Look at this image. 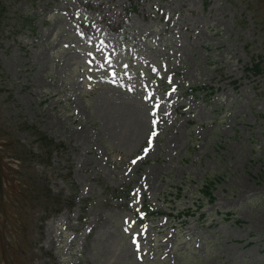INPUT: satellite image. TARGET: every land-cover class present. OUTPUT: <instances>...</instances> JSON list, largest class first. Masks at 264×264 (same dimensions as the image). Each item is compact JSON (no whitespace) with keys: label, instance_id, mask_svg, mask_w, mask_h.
Here are the masks:
<instances>
[{"label":"rangeland","instance_id":"obj_1","mask_svg":"<svg viewBox=\"0 0 264 264\" xmlns=\"http://www.w3.org/2000/svg\"><path fill=\"white\" fill-rule=\"evenodd\" d=\"M3 1L0 150L35 124L63 143L35 175L75 196L32 264H264V0Z\"/></svg>","mask_w":264,"mask_h":264},{"label":"trees","instance_id":"obj_2","mask_svg":"<svg viewBox=\"0 0 264 264\" xmlns=\"http://www.w3.org/2000/svg\"><path fill=\"white\" fill-rule=\"evenodd\" d=\"M5 5L4 1L0 0V29H4L2 24L5 20L6 23L10 20L5 16ZM128 10H135L133 0H130ZM23 25L24 23H21L20 27ZM263 68L264 61L253 60L248 69L259 73ZM190 89L196 90L199 87L192 86ZM1 128L0 130H3ZM18 128L31 131L36 146H29L32 144L30 142L24 144L17 140L14 144L5 140L3 146L13 151L12 158H5L0 150V264H32L31 253L26 255L28 246L23 244L24 240L29 241L30 233L32 234L36 227H41V222L47 217L63 208H70L75 201L73 196L64 197L60 192H53L44 177L35 175L36 162L50 165L52 153L63 147V143L54 141L34 124L21 122ZM213 181L214 179L207 177L197 185V192L201 197L199 207L214 200ZM175 189L179 193L182 191L180 186ZM151 207L150 203L145 202L141 212L146 216L164 213L162 209L153 210ZM174 210L173 207L168 213L180 222L189 214L187 208L177 213Z\"/></svg>","mask_w":264,"mask_h":264},{"label":"snow or ice","instance_id":"obj_3","mask_svg":"<svg viewBox=\"0 0 264 264\" xmlns=\"http://www.w3.org/2000/svg\"><path fill=\"white\" fill-rule=\"evenodd\" d=\"M147 151V150H146ZM134 163H135V161H134Z\"/></svg>","mask_w":264,"mask_h":264}]
</instances>
